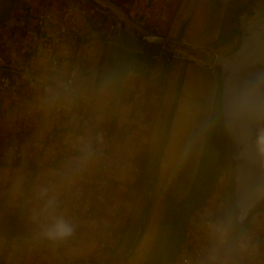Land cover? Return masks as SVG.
Segmentation results:
<instances>
[{"label": "crops", "instance_id": "1", "mask_svg": "<svg viewBox=\"0 0 264 264\" xmlns=\"http://www.w3.org/2000/svg\"><path fill=\"white\" fill-rule=\"evenodd\" d=\"M191 1L178 4L179 0H153L151 7L144 8L142 0H0V56L13 79L11 90L0 91V157L5 160L0 166V264H19L16 247L10 241L13 222L9 215L16 208L25 213L20 241L46 244L44 253L32 257L29 264H60L65 260L103 264L108 252L98 245L102 227L116 225L120 232L114 235L118 239L122 227L125 229L138 214L139 172L134 168L142 169L146 156L156 155L161 148L181 72V96L171 136L164 146L162 166L163 177L168 164L181 168L182 179L170 181L176 191L185 192L181 198L188 193L201 162L217 98V73L205 65L170 59L161 50L144 76L126 60V54L143 49L138 34L187 43L191 26L182 35L181 30ZM67 4L76 9L80 35H69L54 47L52 41L59 35ZM92 7L97 9L94 16H81L80 9ZM44 10L51 12L52 19L43 31L47 36L44 49L30 65L40 84L30 88L14 71L26 65L41 44L36 15ZM113 23L117 29L108 36ZM131 26L138 29L135 34ZM55 55L62 59V79L73 56L77 55L81 64L78 82L63 96L62 128L70 134L65 155L59 150L58 138H46L59 127L51 120L52 101L42 90V83L53 75L50 62ZM58 93L59 89L55 90V95ZM29 108L39 110L40 115L25 128L22 120ZM99 125H110L114 130L105 169L113 183L94 199L92 213L68 215L75 179L68 174L58 176L55 165L63 163L67 172L79 167L94 173L104 158L92 138L93 129ZM35 141L40 143L35 146ZM23 159L28 164H21ZM40 162L46 164L41 166ZM186 174L189 184L182 190ZM53 216H63L74 226L72 236L57 241L46 238L44 230ZM216 260L197 264H213Z\"/></svg>", "mask_w": 264, "mask_h": 264}, {"label": "rangeland", "instance_id": "2", "mask_svg": "<svg viewBox=\"0 0 264 264\" xmlns=\"http://www.w3.org/2000/svg\"><path fill=\"white\" fill-rule=\"evenodd\" d=\"M182 1L179 0L178 4ZM251 1L192 0L188 16L183 24L184 31L191 26L187 35L188 42L184 43L181 39H170L186 47L172 49V53L175 55L173 59L175 61L188 60V62L198 65H205L209 70L216 72L213 67L202 61V57L198 53H191L188 49L209 51L218 55L233 52L238 47L240 40V33L239 35L234 33L236 24H238L237 29L239 27L238 15ZM120 26L119 24V28ZM130 29L134 34L138 31L135 26H131ZM164 48L167 49V47ZM221 93L222 85L218 76V102L219 100L221 102ZM175 109L173 116L176 112ZM172 121L173 117L171 121L168 119L163 134V139L166 134L168 136L166 141L171 136ZM229 141L230 139L225 140V143H214L213 149L204 159V164L198 165L191 187L183 198L181 196L185 192L176 191V187H173V183L170 181V179L178 177L182 179L181 168L168 164L165 166V177H163L162 155L165 152L164 148L162 153L159 149L160 151H157L156 155L148 154L143 160V174L137 180L140 195L138 214L124 227L125 229L122 227V235L117 239L116 247L108 251L106 258L103 259V264H173L180 259L186 247L187 235L184 227L186 219L191 217L193 221L202 223L205 216L214 220L212 226L217 233L215 235L216 242L210 250L202 255L199 261L217 259L213 264H247L248 259L242 256L241 252L238 255V252L249 247L255 233L262 231V236H264V215H260L256 219L254 225L240 241L232 240L231 229L225 221L227 209L225 194L230 171ZM205 142L206 133L204 147ZM195 177V187L192 189ZM188 184L189 180H187L186 174V178H183L181 182L182 190L187 189ZM176 186H178V182H176ZM258 257L263 259L259 264H264V252L258 253Z\"/></svg>", "mask_w": 264, "mask_h": 264}, {"label": "built area", "instance_id": "3", "mask_svg": "<svg viewBox=\"0 0 264 264\" xmlns=\"http://www.w3.org/2000/svg\"><path fill=\"white\" fill-rule=\"evenodd\" d=\"M143 7L149 8L153 5V0H142ZM80 14L83 17H92L97 13V9L82 8ZM52 19V14L49 10H44L36 15V25L39 28L41 44L39 45L36 53L32 54L28 63L15 69L14 72L18 73L21 81H23L30 88H35L39 85V79L31 71V63L42 53L45 43L47 42V36L43 33L46 23ZM76 9L74 5L67 4L64 8L62 20L59 26V35L52 41L54 47L59 46L62 39L69 35L78 36L80 35L79 28L76 24ZM117 29V24L113 23L109 25L108 36H111ZM78 55V54H77ZM73 56L68 64L67 71L64 78L62 79L59 73L62 59L60 56H53L51 59V67L53 68V75L42 83V90L44 94L52 101L51 120L58 125L57 130L52 131L46 135L48 141H53L56 138L59 139V150L65 155L69 149L70 134L69 131L62 128L63 124V96L64 93H70L73 87L78 82L81 76V64L78 56ZM13 88V79L10 71L6 69V61L0 56V91L11 90ZM59 89V93L55 95V90ZM40 111L29 108L25 111L22 124L23 127H28L37 117H39ZM114 130L110 125H99L92 131V138L95 146L103 153L104 158L100 162V166L94 173L89 172L85 169L75 167L68 171L65 169L63 163L55 165V169L58 176L73 177L75 179L71 187V196L68 206V215L73 213H81L83 215H89L93 212V201L100 194H104L108 191L109 187L113 183L111 178L106 174V162L110 147L111 140L113 138ZM40 142L35 141L34 145H38ZM4 158L0 157V166L4 165ZM21 164H28V160H22ZM46 164L40 162L39 165ZM134 171L139 172V168L135 167ZM14 214V221L11 228L10 241L16 248L15 260L19 264H29L32 261V257L39 256L44 253L46 244L41 243L37 246L32 243H23L20 241L19 234L20 229L25 221V213L22 209L16 208L12 211ZM213 219L205 216L202 223L193 221L191 219L187 229V241L186 247L184 248L180 259L175 261L173 264H197L199 259L207 250L215 244V235L217 234L213 230ZM116 225L103 226L100 233L99 249L101 251H109L111 248H115L117 245V239L115 233H119ZM241 252V253H240ZM264 252V236L259 237V240L249 245L247 249L239 250L242 256H245L249 262L247 264H259L263 259H259L258 253ZM60 264H81L74 260H65Z\"/></svg>", "mask_w": 264, "mask_h": 264}, {"label": "water", "instance_id": "4", "mask_svg": "<svg viewBox=\"0 0 264 264\" xmlns=\"http://www.w3.org/2000/svg\"><path fill=\"white\" fill-rule=\"evenodd\" d=\"M240 40L229 54L188 49L217 72L223 120L229 136L230 171L225 221L240 240L264 215V164L253 141L264 127V0H252L238 15ZM141 41L170 49L186 48L161 35L138 34Z\"/></svg>", "mask_w": 264, "mask_h": 264}, {"label": "trees", "instance_id": "5", "mask_svg": "<svg viewBox=\"0 0 264 264\" xmlns=\"http://www.w3.org/2000/svg\"><path fill=\"white\" fill-rule=\"evenodd\" d=\"M236 22L238 23L237 19H236ZM237 25L238 24H236V28H235L234 33L239 35ZM184 28L185 27L183 26V28L181 30V35L184 32ZM161 50L164 51L165 55L167 57H169L170 59L174 58L173 56H175V55H174V53H172L173 52L172 49H169V48L165 49L164 47L144 43V47L142 50L134 51V52H128L126 54V60L131 64L132 67H134V69L138 70L142 75L147 76L149 74L151 68L153 67V65L156 62L157 54ZM185 62H188V60H185ZM183 81H184V73L181 74V78L179 80V84L177 87L176 100H175V103L173 104V107H172L173 110L171 109V112H170L169 117H168L169 121H171V118L173 117V111H174L175 107L177 106V102H178L179 96L181 94V88H182ZM216 135H219V136L217 137ZM167 139H168V136L166 134V136L163 139L162 144H161V148H160L161 153H162L164 146L166 145L165 143L167 142L166 141ZM225 140L226 141L229 140V137H228L227 130H226V127H225L224 122H223L221 102H220V100L218 102V98H216V102H215L214 109H213L212 116H211L210 125L206 131V142H205V147H204L205 151L202 154L200 166L204 164V159L206 158L208 152L213 149L214 143H221V142L225 143ZM142 174H143V166H142V169L139 170L138 179L140 176H142ZM195 182H196V177H195L192 189L195 187ZM9 219L12 222L14 221V214L13 213H11L9 215ZM190 221H191V217H189V219H186V222L184 225L185 233H187V229H188V226L190 224ZM262 234H263L262 231H260L257 234L255 233L254 238L251 239L249 245L258 241L259 237H263ZM74 261L79 262V263H83V260H74Z\"/></svg>", "mask_w": 264, "mask_h": 264}, {"label": "clouds", "instance_id": "6", "mask_svg": "<svg viewBox=\"0 0 264 264\" xmlns=\"http://www.w3.org/2000/svg\"><path fill=\"white\" fill-rule=\"evenodd\" d=\"M255 154L264 164V127L258 128L253 141ZM74 226L63 216H53L52 222L45 228L44 235L49 240H64L72 236Z\"/></svg>", "mask_w": 264, "mask_h": 264}]
</instances>
